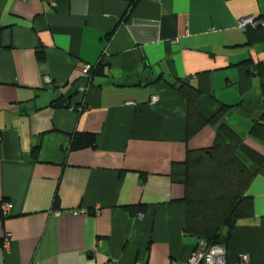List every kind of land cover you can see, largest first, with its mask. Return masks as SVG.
Here are the masks:
<instances>
[{"label":"crops","instance_id":"0c3cea01","mask_svg":"<svg viewBox=\"0 0 264 264\" xmlns=\"http://www.w3.org/2000/svg\"><path fill=\"white\" fill-rule=\"evenodd\" d=\"M246 17L264 18V0H0V264L185 262L198 238L176 170L216 127L187 135L180 83L205 117L229 107L252 214L221 244L228 264H264V140L251 133L264 27L239 28ZM99 61L86 82L78 67ZM83 134L94 143L75 147Z\"/></svg>","mask_w":264,"mask_h":264},{"label":"trees","instance_id":"16d2710c","mask_svg":"<svg viewBox=\"0 0 264 264\" xmlns=\"http://www.w3.org/2000/svg\"><path fill=\"white\" fill-rule=\"evenodd\" d=\"M104 66L101 61L91 65L89 75H104ZM259 74L264 78V63L260 64ZM177 90L186 101L187 135L206 124L216 127L213 145L189 151L176 170V177L184 186V231L209 245L221 244L222 231L228 233L236 218L252 214V200L246 191L254 173L239 155L242 138L225 119L229 107L219 106L211 116L205 117L194 103L200 95L198 89L180 83ZM260 91L264 98V82ZM251 133L264 140V101ZM73 143L75 147L92 145L94 135H80Z\"/></svg>","mask_w":264,"mask_h":264},{"label":"built area","instance_id":"2783aa9c","mask_svg":"<svg viewBox=\"0 0 264 264\" xmlns=\"http://www.w3.org/2000/svg\"><path fill=\"white\" fill-rule=\"evenodd\" d=\"M248 24L258 27H264V18L262 17H246L241 18L238 21V26L241 29H244ZM90 64L81 63L78 67V70L81 74V76L84 78L86 82L90 83V75L89 72L91 70ZM47 82H49V78H45ZM77 90L80 93L85 92L86 87H78ZM152 102H155L157 100L156 96L152 97ZM73 108V107H72ZM78 108V110H81L84 108L83 104L81 103L79 106L75 107ZM10 204H2L1 210L3 216L8 215ZM72 213L76 212H84V210H74L71 211ZM141 217V216H140ZM10 242V234H6L4 238L1 241V246L3 249L7 250L9 247ZM31 264H41L37 260H33ZM183 264H228L226 261V255H225V247L222 244H215V245H209L206 240L199 239L197 241V244L195 245L194 249L188 256V258L185 260ZM235 264H251V257L248 253H242L238 256V260Z\"/></svg>","mask_w":264,"mask_h":264}]
</instances>
